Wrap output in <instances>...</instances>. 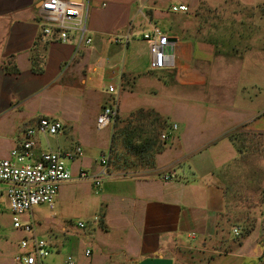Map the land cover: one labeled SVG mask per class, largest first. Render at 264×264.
I'll return each mask as SVG.
<instances>
[{
  "label": "crops",
  "instance_id": "0c3cea01",
  "mask_svg": "<svg viewBox=\"0 0 264 264\" xmlns=\"http://www.w3.org/2000/svg\"><path fill=\"white\" fill-rule=\"evenodd\" d=\"M46 1L0 0V120L8 122L0 132V158L22 140L21 120L35 125L48 117L83 130L64 109L69 100H97L100 111L85 118L96 126L115 101L107 97L101 105L110 85L119 100L135 95L140 83L147 84L145 93L163 98L126 113L116 105L119 120L151 109L168 126L160 152L150 158L134 153L138 165L130 157L121 164L109 159L104 175L88 141L63 150L79 146L84 154L68 165L72 178L60 185L54 209L42 205L52 214L24 216L48 245L41 264H63L68 255L76 264H264V26L245 37L242 54L226 55L192 36L185 12L170 11L204 0H172L167 12L155 0H77L85 4L92 40L77 48L74 34L66 44L43 34ZM167 18L175 68L152 72L143 34ZM155 81L157 91L150 85ZM101 148L109 156L107 140ZM40 150L46 149L37 139ZM165 174L174 178L164 181ZM14 231L15 249L5 240L0 264H20L19 242L29 236Z\"/></svg>",
  "mask_w": 264,
  "mask_h": 264
},
{
  "label": "built area",
  "instance_id": "2783aa9c",
  "mask_svg": "<svg viewBox=\"0 0 264 264\" xmlns=\"http://www.w3.org/2000/svg\"><path fill=\"white\" fill-rule=\"evenodd\" d=\"M170 11L174 14L184 13L187 7L182 4L173 5ZM41 16L46 21L43 28L45 36L56 34L59 43L66 44L74 34L77 48L91 44L86 33L85 4L77 0H47L41 7ZM169 36L154 27L143 34L150 54L149 69L152 72L175 68V57L169 53L171 41ZM115 43H119L115 39ZM114 86H108V92L114 93ZM117 116L116 105L106 106L96 119V128L102 130L111 125ZM63 124L55 119L41 117L36 124L24 130L22 140L10 151L9 157L0 158V200L5 199L11 216L12 227L29 237L20 240L21 253L15 257L20 264H41L49 255L46 241L33 234L30 223L22 217L30 214L33 207L46 206L50 210L55 207L60 185L72 178L66 161H74L83 156V149L76 146L70 151H54L52 149L35 152L38 136H55L62 132ZM176 130V125H173ZM166 139V136H162ZM109 156L103 155L99 162L106 173ZM80 178H87L86 171H80ZM101 175L93 177L96 187L101 185ZM172 174H165L164 181L172 180ZM82 227L83 224L79 223ZM89 254V251L86 252ZM63 264H76L73 257L66 256Z\"/></svg>",
  "mask_w": 264,
  "mask_h": 264
},
{
  "label": "rangeland",
  "instance_id": "374dc122",
  "mask_svg": "<svg viewBox=\"0 0 264 264\" xmlns=\"http://www.w3.org/2000/svg\"><path fill=\"white\" fill-rule=\"evenodd\" d=\"M155 1L159 10L167 12L169 4L172 0ZM183 5L187 7V11L183 15V21L187 20L190 23V27L193 28L191 32L192 36H198L197 34H199L200 39L211 43L217 53L231 55L234 52H240L242 54L246 47L245 37L248 39H251L252 37L254 38L256 28H259L260 25L264 26V23H261V18L264 17V0H207L206 2L204 0L200 1L198 4L193 2L189 4L190 6L187 4ZM179 22L182 21L179 20ZM170 25L171 24L167 18L157 22L156 27L168 35L170 34ZM152 76L153 75H151V77ZM153 78L154 77L150 80H157L156 77L155 79ZM146 85V83H140L138 88L139 91L136 92L135 95H124L120 100L117 99V94L110 95L108 92H102L103 95L101 105H105L108 100L114 98L115 101L111 105H118L120 111L126 113L128 109L130 110L135 109L136 107L151 106L154 105L156 101L163 100L162 95L160 98H153L151 94L145 93V91H147ZM150 85L154 87V91H157L156 81L154 83L150 82ZM107 97L108 100H106ZM82 100L83 99L69 100L67 101L68 104L64 106V109L68 113L72 114L75 119L77 118V120H75V124L81 123L78 126L81 127V125H83V130L73 132L69 128L70 125H65L62 132L58 135L50 137L38 136L37 139L41 148H51L54 151H63L66 147L70 148L71 144H73V146L75 144L80 145V139H84L91 143V145L95 148V153L93 154L92 159L99 164L101 157L104 154L107 155L105 149L101 148L105 140H107V142L110 143V151L108 150L110 164L124 163V159L126 157L133 159L137 165L140 164V155H135L132 151L125 148L124 133H126V136L128 134V136L131 137V141L134 145L140 144V141L143 138L142 136H144L143 132H145L148 128V124L144 118V113L147 109H143L144 111H142L141 115H138V111H136V114L133 112L135 115L131 114L123 120H119V117H116L115 122H112L110 126L105 129L98 130L95 124L93 125L85 119L88 118L89 115H92L93 112L100 111V107L96 108L97 100ZM17 121L19 120L17 119ZM33 121L34 120H21V122H18V125L20 129L24 131L34 125ZM62 123L64 124V122ZM7 125L8 122L0 120V132L4 131ZM166 125L168 126V122ZM159 132V137L156 140L154 139L153 142H157L158 145H161L164 140H162V136L166 133V131L161 130ZM2 148L4 149L5 147L3 146ZM151 152L152 151L143 153V157H152ZM66 163L67 166L72 165L71 161H66ZM83 197H85V195L81 196L82 199ZM32 213L35 214V218L47 219L52 214V211L43 206H36L33 207ZM22 220L24 221L25 217H22ZM11 226V217L7 209V203L5 199H1L0 246L3 247L6 240L9 244H11L10 250L15 249V240L19 239L18 233L15 232V229Z\"/></svg>",
  "mask_w": 264,
  "mask_h": 264
},
{
  "label": "trees",
  "instance_id": "16d2710c",
  "mask_svg": "<svg viewBox=\"0 0 264 264\" xmlns=\"http://www.w3.org/2000/svg\"><path fill=\"white\" fill-rule=\"evenodd\" d=\"M142 111L144 110H139L138 115H141ZM144 116L148 124L149 130L147 128V130L143 132L144 136H142L143 138L140 141V144H135V145L131 141V137H129L128 134L126 136V133H124L125 148L132 151V153L135 154L146 153L149 151H152L153 154L156 152L158 153L163 149L162 145L166 142L163 141L161 145H158L157 142H153V140L154 139L156 140L159 137L160 135L159 131L167 129V125H166L167 120L159 113L151 109L145 111Z\"/></svg>",
  "mask_w": 264,
  "mask_h": 264
},
{
  "label": "water",
  "instance_id": "95a60500",
  "mask_svg": "<svg viewBox=\"0 0 264 264\" xmlns=\"http://www.w3.org/2000/svg\"><path fill=\"white\" fill-rule=\"evenodd\" d=\"M169 40H170V41H175V39H173V38H169Z\"/></svg>",
  "mask_w": 264,
  "mask_h": 264
}]
</instances>
